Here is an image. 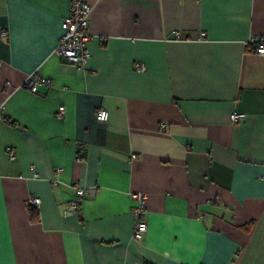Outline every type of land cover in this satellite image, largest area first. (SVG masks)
Listing matches in <instances>:
<instances>
[{
	"label": "crops",
	"instance_id": "obj_1",
	"mask_svg": "<svg viewBox=\"0 0 264 264\" xmlns=\"http://www.w3.org/2000/svg\"><path fill=\"white\" fill-rule=\"evenodd\" d=\"M91 2L80 68L71 0H0V264H264V0Z\"/></svg>",
	"mask_w": 264,
	"mask_h": 264
},
{
	"label": "built area",
	"instance_id": "obj_2",
	"mask_svg": "<svg viewBox=\"0 0 264 264\" xmlns=\"http://www.w3.org/2000/svg\"><path fill=\"white\" fill-rule=\"evenodd\" d=\"M93 11V5L91 0H71L70 12L63 20V34L59 40L56 48L58 53L67 63L84 68L90 58L92 57V51L90 48V42L92 40V33L90 31V17ZM6 33L4 32V35ZM179 36V34H177ZM256 47V51L264 54V33L253 36L250 41ZM138 70H146L144 63L137 65ZM52 79L38 74H31L25 80L23 86L33 92L37 91L41 85H51ZM9 84V82H7ZM65 113V107L61 106L58 112L59 116H63ZM99 120L107 121L109 112L105 108H100L97 113ZM246 114L240 112H234L232 114V120L238 122L243 120ZM133 158L137 157V154L132 155ZM96 187H91L88 190L84 187H77L76 197L70 202V210L74 211L79 207L80 200L86 195V193H95ZM136 199L135 217L136 222L134 226V238L137 240L143 239L148 232L147 215V197L142 192H136L133 194ZM42 200L38 196H31L28 199L29 205L40 206Z\"/></svg>",
	"mask_w": 264,
	"mask_h": 264
},
{
	"label": "trees",
	"instance_id": "obj_3",
	"mask_svg": "<svg viewBox=\"0 0 264 264\" xmlns=\"http://www.w3.org/2000/svg\"><path fill=\"white\" fill-rule=\"evenodd\" d=\"M30 213H31V217L34 221L39 219V213L37 212L36 208L30 207ZM146 264H151V263L146 262Z\"/></svg>",
	"mask_w": 264,
	"mask_h": 264
}]
</instances>
